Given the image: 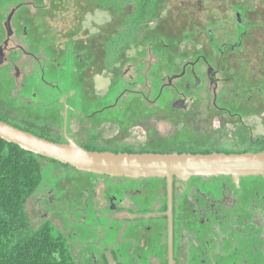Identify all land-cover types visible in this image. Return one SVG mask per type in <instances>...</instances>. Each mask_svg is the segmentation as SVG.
I'll return each instance as SVG.
<instances>
[{
	"label": "flooded vegetation",
	"instance_id": "obj_1",
	"mask_svg": "<svg viewBox=\"0 0 264 264\" xmlns=\"http://www.w3.org/2000/svg\"><path fill=\"white\" fill-rule=\"evenodd\" d=\"M17 7L8 11L9 14L15 13L19 9ZM46 7L25 15L26 18L20 22L22 27L26 28L24 22L29 20L31 13H50ZM9 14L4 27L5 31H10L0 42V73L6 69L3 74L6 79H10L14 70L13 79L21 81L17 103L25 108L32 106L37 111H44L50 105L63 106L62 118H59V109L49 108L47 111L57 114V117L54 115L53 121L45 120L38 124L39 128L53 134L61 130L64 135V113L67 106L68 137L74 117L81 126L85 123L88 127L84 134L85 141L69 137L79 145L97 142L103 146V127L101 130L98 128L110 124L118 127L120 133L129 132L132 127L143 128L147 139L139 148L122 144L115 146L123 149L129 147L136 153L143 149L149 151L145 153H191L192 150L211 153L264 152V133L257 134V122H250L257 118L264 131V108L251 106L256 105L258 99L264 101V81L259 85H250L254 87L249 90L248 85L245 87L239 81L233 83L230 77H218L220 69H212L201 55L193 61L182 63L180 70L179 39L177 73L162 79L154 77L151 75L150 62L142 82L147 92L132 90L135 84L141 82L139 76L127 81L123 77L112 84L106 93L96 95L89 85L85 86L92 61L88 59L87 43L67 42L65 49L59 51L55 44L59 34L55 29L49 34H39V38L31 37V44H27L28 33L24 30L19 36L17 30L13 31L12 18L8 27ZM247 19L244 13L237 12L236 31L241 30L243 36L248 29ZM211 35L215 39L213 31ZM17 37L19 40L13 39ZM40 38L51 40L52 43L39 45L41 50L35 54L30 49L35 48ZM12 41H16L15 45L10 46ZM209 43L212 44L211 38ZM235 44L236 41L230 48L231 52L242 46L240 44L236 47ZM68 45H72L76 51V66L72 72L78 78V90H64L55 83L43 82L47 73L53 69L54 56L64 54ZM46 53H49V57H46ZM26 56L40 63L32 68ZM44 60L45 64H41ZM19 62H22L24 74L21 73ZM55 68L61 70L60 65ZM0 76L3 77L2 74ZM148 78L151 80L148 81ZM128 85L131 87L127 88ZM121 86L123 91L113 94L114 89H120ZM40 90L43 96H40ZM26 91L31 94L30 97L25 95ZM202 92L213 94V106H202ZM75 98L81 100L83 105L84 101H101L102 98H106L107 103L96 111L84 114L75 104H70V99ZM219 102H227L229 107L218 106ZM105 112L107 116L94 122L97 115ZM164 124L170 127L167 133L162 131ZM62 173L67 175V172ZM86 174L91 176L79 184L84 189L70 195L68 200L77 205L83 203V200H89L97 212L102 213L97 226L98 236L81 242L78 249L73 251L75 259H79V262L81 260L80 264H111L109 256H112L115 264H264L263 176H247L237 180L224 175L195 176L186 181L174 179L170 196L168 182L164 178ZM67 195L66 192L62 197L64 201L62 198H52L51 191H42L36 202L41 218L39 223L49 221L56 228L59 227L56 223H59L60 229L79 237L83 234L80 220H74L72 210H66ZM67 224L71 225L70 230H74L70 231Z\"/></svg>",
	"mask_w": 264,
	"mask_h": 264
},
{
	"label": "rangeland",
	"instance_id": "obj_2",
	"mask_svg": "<svg viewBox=\"0 0 264 264\" xmlns=\"http://www.w3.org/2000/svg\"><path fill=\"white\" fill-rule=\"evenodd\" d=\"M8 1V2H6ZM131 1V0H130ZM125 3V2H124ZM25 7H22V6ZM18 6V7H17ZM50 9V13H31L29 20H25V29L21 25L22 19L26 18L29 12L39 10L43 7ZM14 7L19 8L12 15V30H17L18 35L21 36L25 30L28 35L26 43L31 44L33 38H39V34L43 32L49 34L55 29L59 34L56 36L55 44L58 46L59 51L65 49L67 42H75L85 45L88 44V59H91V70L87 73L89 80H86L85 86L89 85L94 93L104 94L108 91L109 87L116 84L119 79L125 77V81L131 80V77L137 78L145 76L147 73L148 63H152L151 75L162 79L172 73H177L178 68V40L180 39V70L181 64L191 60L193 61L198 56H203L207 59L206 64L210 65L212 69L218 67L220 73L218 77L229 79L233 83L239 81L244 86L251 90L254 86L259 85L264 81V2L261 0H166L162 5L160 11L161 18L159 22H154L150 25L147 40L157 39L161 42L151 43L142 42L139 47H133L124 55L122 63L116 65L112 71L104 68V42L110 33H113L118 23H121L122 15H113L111 12H103L97 9V4L94 0H0V42H2L9 30L5 31L4 23L6 22L7 15ZM22 7V8H21ZM128 9L132 7L128 6ZM9 12H8V11ZM8 13H7V12ZM24 11V13H23ZM6 12V13H5ZM28 12V13H27ZM242 12L247 19V33L243 36L241 43V36L239 31H236V14ZM100 13H105V18ZM11 14H9L10 16ZM23 24V26H24ZM212 29L215 39L214 46L209 43L210 33ZM237 36V38H236ZM236 38V40H235ZM19 40V38H13ZM82 41V42H81ZM236 41L234 46L239 47L234 52L230 48ZM16 41H12L10 46L15 45ZM46 42L52 43L51 40L40 38L37 40L35 48L31 47V51L38 54L41 47ZM229 43V45H227ZM25 46V45H23ZM154 51H157L155 53ZM223 51L222 53H220ZM219 52V53H218ZM76 51L72 45H68V50L64 54L54 56V63H52V71L48 72L44 77V83H55L64 90H78V78L72 72V68L76 66ZM162 54V55H161ZM13 57V54H11ZM29 56V55H28ZM26 56V60L32 63V68L37 67L40 62H33L31 58ZM49 57V53H46ZM45 64V60L41 61ZM40 64V65H41ZM60 65L61 70H56L55 66ZM131 66V67H129ZM159 66L160 71L156 72L155 67ZM21 73H25L22 62H19ZM71 67V68H70ZM215 67V68H213ZM79 69V67H78ZM141 69V71H139ZM36 70V69H35ZM6 69L2 70L0 75L4 76ZM126 72L127 74H124ZM14 70L10 75V79H4L0 76V110H9L16 118L32 121L38 124L43 123L45 120L53 121L54 115L51 111H37L34 108H25L17 99L21 93V81L13 79ZM149 75V74H148ZM139 79L141 82L135 84L133 91H146V86L143 82L145 77ZM151 78H148L150 81ZM134 86V85H133ZM221 86V85H220ZM118 87V86H116ZM131 86L128 85L127 88ZM123 87L114 89L113 94L123 91ZM237 90V89H236ZM89 91V90H87ZM240 91V90H237ZM243 91V90H242ZM241 91V92H242ZM90 92V91H89ZM26 93V94H25ZM24 94H29L26 91ZM73 94V92H72ZM257 95L256 93H254ZM40 90V96H43ZM28 96V95H27ZM114 97V95H112ZM201 104L203 107L213 106V94L205 92L201 93ZM81 99V98H80ZM75 98L70 99V104H75V107L89 114L92 111L100 109L102 104L107 103L106 98L101 101L83 102ZM19 101V99H18ZM61 102L63 99L60 100ZM256 101V100H255ZM218 106L229 107L227 102L217 103ZM257 108H264V101L258 99L255 102ZM59 104L57 109L60 110L59 118H62L63 108ZM102 115V116H101ZM97 115L94 122L99 118L107 116V113ZM101 116V117H100ZM18 119V120H19ZM250 122H257V134L264 133L260 126V121L254 118ZM87 124H82L74 117L71 120L69 137L79 138L85 141L84 134L88 130ZM103 127L102 139H104L103 146H107L110 151L119 153L123 148L115 147L118 144L132 145L139 148L141 144L146 142V133L142 127H132L129 132L120 133L118 127L105 124ZM170 127L166 124L162 127L163 133H167ZM84 130V132H82ZM65 140V135L62 131L56 132V135ZM117 144V145H116ZM62 172H67L64 175ZM90 174L77 173L72 169H65L53 163L44 162L43 182L40 186L36 196L31 198L27 205V211L30 215L32 222L37 225L41 218L38 214L36 205L38 196L43 193L52 192V198L61 199L65 196L67 199L66 210H72L73 219L80 220V229L83 236L74 237L64 231L59 223L56 228L55 234H62L66 237L67 243L72 252L78 249L79 244L89 238H96L99 234L98 222L100 214L92 205L91 201L83 200V203L77 205L72 200H68L70 195L78 193L84 189L80 186L81 180L86 179ZM88 180V179H87ZM80 193V192H79ZM64 200V198H62ZM66 201V200H64ZM79 206V207H78ZM66 218V216L64 217ZM76 226V223H74ZM68 229L71 225L67 224ZM67 228V227H65ZM74 230V228H73ZM70 230V231H73ZM75 255V253H74ZM77 264H80L79 259L76 258Z\"/></svg>",
	"mask_w": 264,
	"mask_h": 264
},
{
	"label": "trees",
	"instance_id": "obj_3",
	"mask_svg": "<svg viewBox=\"0 0 264 264\" xmlns=\"http://www.w3.org/2000/svg\"><path fill=\"white\" fill-rule=\"evenodd\" d=\"M94 1L97 8L116 16L122 15L121 23L117 24L114 32L109 34L103 44L106 70L112 71L115 65L123 62L127 51L139 47L142 42L147 44L161 42L159 38L148 41L147 35L150 25L160 21V11L166 0ZM128 6L132 9H128ZM155 71H160V67L156 66ZM159 82L158 80L157 83ZM28 96L30 97L31 94L29 93ZM28 107L32 108V106ZM49 108L58 107L50 105L44 110ZM18 119L11 111L0 110L1 121L50 141L65 142L59 139L58 134L39 128L35 122ZM81 146L91 151H110L97 142H88ZM121 152L136 153L137 151L128 147ZM145 152L149 151L143 149L138 153ZM191 153L207 154L211 151L192 150ZM45 161L76 171L69 165L26 152L17 145L0 139V264H77L66 237L55 234V227L49 221L35 225L27 211L29 200L36 195L43 182Z\"/></svg>",
	"mask_w": 264,
	"mask_h": 264
},
{
	"label": "water",
	"instance_id": "obj_4",
	"mask_svg": "<svg viewBox=\"0 0 264 264\" xmlns=\"http://www.w3.org/2000/svg\"><path fill=\"white\" fill-rule=\"evenodd\" d=\"M8 17L7 25L13 13ZM10 31V30H9ZM241 35V32H240ZM214 45L213 36L210 35ZM67 110L65 107V142H54L31 132L19 129L0 120V139L17 145L20 149L69 165L76 171L129 178H164L170 196L173 180L186 181L191 177L247 176L264 177V152L252 153H114L87 150L67 135ZM111 264H115L109 256Z\"/></svg>",
	"mask_w": 264,
	"mask_h": 264
},
{
	"label": "crops",
	"instance_id": "obj_5",
	"mask_svg": "<svg viewBox=\"0 0 264 264\" xmlns=\"http://www.w3.org/2000/svg\"><path fill=\"white\" fill-rule=\"evenodd\" d=\"M261 1L264 2L263 0H261ZM6 2H8V1H6ZM97 9H99V8H97ZM100 10H101V9H100ZM7 11H8V10H7ZM7 11H6V12H7ZM102 11L104 12V10H102ZM6 12H5V13H6ZM105 12H107V11H105ZM34 14H35V13H34ZM39 14H43V13H39ZM100 14H101L102 17L105 16V13H100ZM104 18H105V17H104ZM210 35H211V32H210ZM242 36H243V35H242Z\"/></svg>",
	"mask_w": 264,
	"mask_h": 264
}]
</instances>
